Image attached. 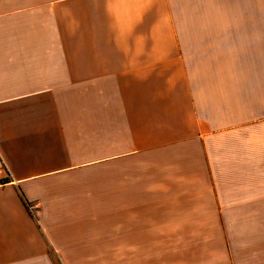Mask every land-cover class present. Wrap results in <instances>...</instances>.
Masks as SVG:
<instances>
[{
	"label": "crops",
	"instance_id": "crops-1",
	"mask_svg": "<svg viewBox=\"0 0 264 264\" xmlns=\"http://www.w3.org/2000/svg\"><path fill=\"white\" fill-rule=\"evenodd\" d=\"M0 264H264V0H0Z\"/></svg>",
	"mask_w": 264,
	"mask_h": 264
},
{
	"label": "built area",
	"instance_id": "built-area-1",
	"mask_svg": "<svg viewBox=\"0 0 264 264\" xmlns=\"http://www.w3.org/2000/svg\"><path fill=\"white\" fill-rule=\"evenodd\" d=\"M7 183H8V180H5V179L2 177L1 173H0V187L4 186V185L7 184Z\"/></svg>",
	"mask_w": 264,
	"mask_h": 264
}]
</instances>
